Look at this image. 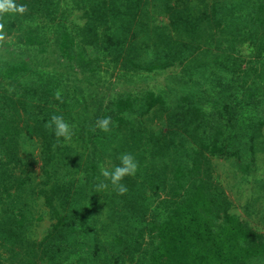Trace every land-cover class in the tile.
<instances>
[{
  "label": "trees",
  "instance_id": "1",
  "mask_svg": "<svg viewBox=\"0 0 264 264\" xmlns=\"http://www.w3.org/2000/svg\"><path fill=\"white\" fill-rule=\"evenodd\" d=\"M72 1L13 0L27 10L0 13L3 37H14L0 47L29 54L0 51V264H264V230L229 210L210 162L232 156L248 172L264 147V0ZM152 8L166 23L149 19ZM246 44L261 66L241 56ZM48 46L60 58L31 60ZM101 52L132 71L180 59L214 81L169 108L151 89L105 95L87 89ZM155 106L167 109L157 133L142 118ZM54 114L70 124V140L57 144L45 129ZM106 116L104 132L96 122ZM22 133L38 143V174L19 159ZM123 153L139 165L121 181L127 192L110 183L98 191L101 167L119 165ZM39 197L51 220L35 238Z\"/></svg>",
  "mask_w": 264,
  "mask_h": 264
},
{
  "label": "rangeland",
  "instance_id": "2",
  "mask_svg": "<svg viewBox=\"0 0 264 264\" xmlns=\"http://www.w3.org/2000/svg\"><path fill=\"white\" fill-rule=\"evenodd\" d=\"M198 3L199 0H180ZM205 2H210V0H204ZM178 0H172L171 3L175 5ZM73 1L68 0V5L72 7ZM78 11L77 9H74ZM150 18L155 19L158 22H165L166 17L164 12H155L152 8L150 10ZM78 13V12H77ZM167 25V24H166ZM175 31V28H171ZM14 37L11 35H5L4 40H12ZM50 49L46 47L43 52L32 51L31 60L37 61L39 56L48 60L58 59L54 50L47 52ZM0 51H3L7 55L19 54V57L29 54L20 48L0 47ZM19 51V53L17 52ZM253 47L250 45H243L241 56L243 58L254 59L258 64L260 56L253 58ZM99 69L96 76L92 77V85L89 84L87 89L105 92V95H116L128 91L141 92L147 89H151L154 92H158L162 95L165 100V105L169 108L176 98L180 97L184 93H189L191 91H196L201 85L205 87V91H209L211 84H213L214 79L211 76L204 75V73L194 72L187 70L185 63L180 59L175 60L172 64L168 65L162 69H154L151 71L146 70H127L120 66L118 63H114L110 59V55L101 52L99 54ZM29 57V56H28ZM60 62L63 64L65 62L64 58H61ZM54 63V62H53ZM259 66L260 62H259ZM57 70L63 71L69 77H75L76 80L80 79L82 74L75 70H69L66 66L56 64ZM79 82V81H77ZM212 82V83H211ZM5 85V81H1ZM94 86V87H93ZM93 87V88H92ZM256 109V108H255ZM253 113V108L249 109ZM249 111V112H250ZM250 115H253V114ZM258 113H263L259 109ZM167 109L164 106L152 107L142 118L143 123L146 125L147 129L153 133H157L168 127L167 119ZM22 143L18 151L19 159L22 163H27L22 165L23 169L28 173L32 170L34 173H39V147L36 138L32 137L31 141L26 139L24 133L21 134ZM262 140H264V130L261 135ZM256 163L252 170L248 172H243L239 167H237L232 156L230 157H217L211 156V172L213 178L218 182L221 188L224 190L228 200L230 201L229 210L237 214L243 221L247 222L252 228L257 231L264 230V147L257 148L255 152ZM29 162V163H28ZM34 213L39 214L40 218L35 221L30 229V235L32 237H40L49 225L50 218L46 208L41 203V197L35 200L33 204Z\"/></svg>",
  "mask_w": 264,
  "mask_h": 264
},
{
  "label": "clouds",
  "instance_id": "3",
  "mask_svg": "<svg viewBox=\"0 0 264 264\" xmlns=\"http://www.w3.org/2000/svg\"><path fill=\"white\" fill-rule=\"evenodd\" d=\"M26 10V6L16 5L13 0H0V13L12 11L23 14ZM4 27V23H0V40L3 39L2 33L4 32ZM53 95L56 100H59L61 103L64 102L60 89H56ZM110 123L111 117L106 116L97 120L96 127H98L101 131L107 132L109 131ZM44 127L45 129L54 133L55 137L57 138V144L60 142L61 137H63L65 140H70L73 135L70 124L64 119L62 115H51ZM55 146L56 145H54V147ZM119 160L120 164L111 170L101 167L100 173L104 179L101 180L99 184H97L96 187L98 191L107 189L110 183L117 194L123 195L127 192V186L122 184L121 181L125 176L135 175L139 165L135 157L130 153L121 154ZM105 181H107V183Z\"/></svg>",
  "mask_w": 264,
  "mask_h": 264
}]
</instances>
